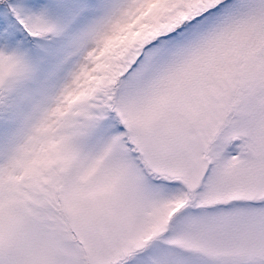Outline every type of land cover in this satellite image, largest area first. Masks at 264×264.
I'll list each match as a JSON object with an SVG mask.
<instances>
[{"label":"snow or ice","instance_id":"6c2138e0","mask_svg":"<svg viewBox=\"0 0 264 264\" xmlns=\"http://www.w3.org/2000/svg\"><path fill=\"white\" fill-rule=\"evenodd\" d=\"M0 264H264V0H0Z\"/></svg>","mask_w":264,"mask_h":264}]
</instances>
